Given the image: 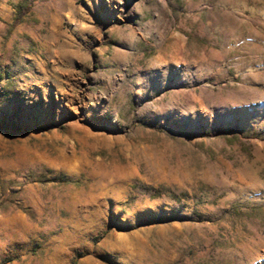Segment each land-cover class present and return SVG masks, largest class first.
<instances>
[{"label": "rangeland", "instance_id": "obj_1", "mask_svg": "<svg viewBox=\"0 0 264 264\" xmlns=\"http://www.w3.org/2000/svg\"><path fill=\"white\" fill-rule=\"evenodd\" d=\"M0 264H264V0H0Z\"/></svg>", "mask_w": 264, "mask_h": 264}, {"label": "trees", "instance_id": "obj_2", "mask_svg": "<svg viewBox=\"0 0 264 264\" xmlns=\"http://www.w3.org/2000/svg\"><path fill=\"white\" fill-rule=\"evenodd\" d=\"M236 130H237V129H236ZM199 135L201 136V135H207V134H206V133H202V134H199ZM199 135H198V136H199Z\"/></svg>", "mask_w": 264, "mask_h": 264}]
</instances>
